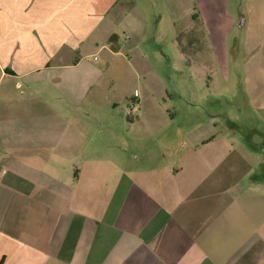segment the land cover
Segmentation results:
<instances>
[{
  "label": "crops",
  "instance_id": "obj_1",
  "mask_svg": "<svg viewBox=\"0 0 264 264\" xmlns=\"http://www.w3.org/2000/svg\"><path fill=\"white\" fill-rule=\"evenodd\" d=\"M184 6L0 0V264H264V140L249 138L259 132L244 127L247 144L210 136L171 148L146 107L162 100L147 41ZM246 9L248 34L222 49L216 41L213 53L219 60L242 46L259 57L251 98L264 111V0ZM115 62L143 76L142 92L125 102L122 80L110 76Z\"/></svg>",
  "mask_w": 264,
  "mask_h": 264
},
{
  "label": "rangeland",
  "instance_id": "obj_2",
  "mask_svg": "<svg viewBox=\"0 0 264 264\" xmlns=\"http://www.w3.org/2000/svg\"><path fill=\"white\" fill-rule=\"evenodd\" d=\"M203 1L207 4L210 1L224 3L226 0ZM246 1L232 0V5L228 7L219 4V8H214L208 7V4L199 6L198 0H185L183 8L173 10L172 7L169 14L165 13L163 22L154 26L155 35L146 45L153 65L149 76L155 96H160L162 100L157 104L150 101L146 107L156 115L154 127L168 131L169 136L162 137L165 145L171 148L173 145H193L210 136H218L223 143L247 144L250 142L243 139L246 138L243 128L248 126L260 134L248 136L251 142H263L264 118H258L264 111H255L258 108L251 98L262 84V79L254 77L255 71L256 76H262L258 71L260 64L253 62L259 57L245 55L242 46L235 47L228 56L219 60L213 53L216 41L218 49H222L234 37L242 38L248 34L250 23L244 26L239 23L247 13ZM198 11L202 12L199 18ZM180 50L187 55L182 56ZM199 58L207 60L206 67L201 63L191 67V59ZM134 71L126 66L121 70L115 62L110 72L113 79L122 80L119 91L123 102L136 89L142 92L140 81L143 76ZM124 106L125 103L123 110ZM210 114L215 116L209 117ZM229 129L235 131L233 141L230 135L225 136ZM187 131L192 133L186 135ZM174 160L175 157H172L171 161ZM258 169L257 176L263 179L264 161Z\"/></svg>",
  "mask_w": 264,
  "mask_h": 264
},
{
  "label": "trees",
  "instance_id": "obj_3",
  "mask_svg": "<svg viewBox=\"0 0 264 264\" xmlns=\"http://www.w3.org/2000/svg\"><path fill=\"white\" fill-rule=\"evenodd\" d=\"M109 44L111 45L112 49L114 51H118L119 50V46L118 44V37L116 35H112L109 40H108Z\"/></svg>",
  "mask_w": 264,
  "mask_h": 264
},
{
  "label": "built area",
  "instance_id": "obj_4",
  "mask_svg": "<svg viewBox=\"0 0 264 264\" xmlns=\"http://www.w3.org/2000/svg\"><path fill=\"white\" fill-rule=\"evenodd\" d=\"M137 106V102L135 100H132L130 102L129 114H135L137 112Z\"/></svg>",
  "mask_w": 264,
  "mask_h": 264
}]
</instances>
